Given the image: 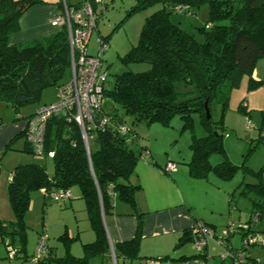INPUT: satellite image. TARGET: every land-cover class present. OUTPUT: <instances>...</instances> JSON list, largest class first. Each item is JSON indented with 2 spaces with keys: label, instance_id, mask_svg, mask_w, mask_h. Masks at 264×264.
<instances>
[{
  "label": "trees",
  "instance_id": "trees-1",
  "mask_svg": "<svg viewBox=\"0 0 264 264\" xmlns=\"http://www.w3.org/2000/svg\"><path fill=\"white\" fill-rule=\"evenodd\" d=\"M157 1H161L163 7L146 17L138 43L122 57L125 62H146L150 67L139 72L119 73L111 87L105 85L100 114L108 116L110 122L95 131L97 148L90 146V151L87 150L75 121L55 116L48 121L45 136V155L54 152L53 174L37 162L19 164L12 173L9 198L18 219L8 224L0 221L2 237L19 235L27 242L24 216L30 209L33 190L42 188L45 200L49 201L53 200V189L74 186L81 189L96 235L93 242L84 244L82 256L73 255L69 247L65 255L57 257L48 243L45 257L37 264H88L91 255L108 251L110 241L104 216L113 212L116 196L133 206L139 221L135 236L115 244V253L129 258L137 256L143 213L137 210L136 194L141 185L132 183L130 178L137 162L144 157L145 149L134 148L138 138L129 125L126 133L118 129L119 123H127L126 116H130L133 123L168 124L178 114L188 125L191 114L199 112L208 134L192 141V158L188 163L191 175L207 178L214 172L221 179H228L238 169L226 155L219 164L210 162L212 153L225 154L223 139L227 133L224 124L221 132L215 129L212 117H207L205 103L208 101L210 109L211 101L216 100L226 110L232 89L239 84L242 74L252 75L258 59L264 56V0H137L126 17ZM39 2L41 0H0V100L17 112L21 106L38 101L44 89L66 82L61 80L68 71L71 73V49L65 27L33 44L10 43L11 33L18 28L19 17ZM204 2L209 4V19L200 28L205 39L199 41L172 22L170 12L178 5H188L189 10L184 12H190L193 5ZM107 38L109 36L105 37L108 41ZM177 80L196 87L198 93L177 92L174 86ZM251 81L256 83L252 77ZM105 101L111 106L106 107ZM25 134L26 129L18 135ZM13 141L14 138L6 149L12 147ZM1 157L2 154L0 162ZM246 171L251 172L247 168ZM253 173L258 182L243 183L241 194L252 201V215L260 213L261 218L264 214V179L260 173ZM43 232L46 231H41L39 236ZM60 238L66 239L71 246L68 239L72 237L67 232ZM184 239L181 237L178 244ZM188 239L192 240V228ZM7 245L11 257L20 251L11 247V242ZM199 253L205 254V251ZM33 255H27V258L31 260Z\"/></svg>",
  "mask_w": 264,
  "mask_h": 264
},
{
  "label": "rangeland",
  "instance_id": "rangeland-1",
  "mask_svg": "<svg viewBox=\"0 0 264 264\" xmlns=\"http://www.w3.org/2000/svg\"><path fill=\"white\" fill-rule=\"evenodd\" d=\"M136 4L137 0H108L105 9L102 7L98 9V26L91 36L88 48L91 53H96L99 35L109 36L107 39L110 46L103 54V69H107L109 72L106 82L108 87L113 85L115 77L119 73L124 71L139 72L150 67L146 62H125L122 57L132 45L138 43L146 17L162 8L163 3L157 1L126 17L127 11ZM208 19V2L198 6L193 5L190 12L176 9H172L170 12V20L194 35L199 41L205 39V34L200 28L208 23ZM251 77L256 80V83L251 81ZM69 78L70 72L68 71L61 81H66ZM174 86L176 91L182 94L196 95L198 93L196 87L186 85L182 80H177ZM57 98L58 85H54L44 89L38 101L21 106L18 112L7 102L0 100V121L3 125L23 121L22 116L26 117L35 113L41 106L52 103ZM105 105L110 107L111 103L105 101ZM210 113L215 129L221 132L224 124L227 133L223 139L225 154L212 153L209 157L210 162L213 165L219 164L226 155L234 165L238 166V169L228 179H218L219 177L211 172L207 181L212 182L215 179V182L221 184L220 190L228 189L226 190L227 198L231 200L226 215H222L224 217L221 219L231 217L235 223L248 222L252 217L253 203L241 194L242 184L258 182V177L253 172L260 173L264 179V56L258 59L252 75L242 74L239 84L232 89L227 109L224 110L221 103L213 100L210 103ZM221 119L223 122H220ZM125 120L137 134L138 140L148 143L150 149H153L154 153L156 152L161 157H171L176 164L183 163L185 161L183 157H190L191 160L192 141L196 137L208 134L199 112L191 114L188 125H186L185 119L178 114L174 115L168 124L161 122L148 124L145 121L133 123L130 116H126ZM16 136L12 147L6 149V144L0 152V155L2 154L0 162V221L5 224L18 219L12 208L8 190L10 176L15 167L19 164L38 161L45 164L48 171L53 173L55 170L52 156L36 155L31 151L32 146L23 135ZM89 141L91 148L95 149L98 145L96 136L91 137ZM246 168L251 172H247ZM196 188L199 190H197L198 195L201 196L200 193L203 192V189L200 185ZM65 200L46 201L42 188L33 190L31 207L24 216L27 242H23L19 235L2 237L0 234V264H37L29 260L27 255L30 256L35 252L37 234L44 230L48 232L49 243L61 255L66 254L70 246L66 239L60 238V236L70 228L74 229L75 238L68 240L71 241L73 248L77 245L80 246L81 243H78V238H76L77 227L79 223L83 227V221L78 215L79 211L74 210L70 205L65 206ZM201 201L200 198L197 200L198 203ZM251 223H253L254 231L260 237V242L264 241V214L256 222L252 220ZM220 229L222 231L221 227ZM233 238L235 242L242 243L240 234H234ZM8 242H11V247L20 250L15 256H9ZM187 246L191 251H194L192 243H187Z\"/></svg>",
  "mask_w": 264,
  "mask_h": 264
},
{
  "label": "crops",
  "instance_id": "crops-1",
  "mask_svg": "<svg viewBox=\"0 0 264 264\" xmlns=\"http://www.w3.org/2000/svg\"><path fill=\"white\" fill-rule=\"evenodd\" d=\"M81 2L82 0H41L32 5L19 17L18 28L11 33L10 43L24 46L48 38L60 30L53 24L52 19L64 10L65 4L73 6L80 5ZM107 4L108 0H105L104 4H99L96 8L98 10L99 7H106ZM21 119L23 121L8 125H3L0 121V152L11 139L26 129L28 117L22 116ZM134 148L145 149L144 157L137 162L130 178L132 183L141 185V189L136 194L137 210L143 213L142 237L138 254L129 258L115 253V244L135 236L139 221L133 206L116 196L113 212L104 216L110 241L109 250L103 254L91 255L88 264H143L148 259L154 260L156 264H235L231 258H221L220 255L224 249L217 243L215 236L208 238L205 254H200L193 247L194 251H191L187 246V243H192L188 239L189 230L199 220L210 225L216 234H220V227L223 229L230 222L235 223L231 217L221 219L224 217L222 215H226L231 200L227 198L226 190L228 189L220 190L221 184L215 182V179L209 182L208 177L199 178L191 175L188 165L190 157H183L185 160L183 163L178 162L175 169L168 170V162H175L171 157H161L150 149L148 143L138 139L135 141ZM45 167L48 171L46 165ZM48 173L53 174L51 171ZM11 177L12 174L10 179ZM198 185L203 189L200 193L202 197L197 193ZM71 193H73L72 197L65 200L64 204L79 211L78 215L83 221V227L81 223L77 227L76 238H78L77 242L81 243L80 246L73 248L71 245L70 252L75 256H82L84 244L93 242L96 235L81 189L74 186L71 188ZM199 198L202 201L198 203ZM67 234L73 238L74 229H68ZM183 236L185 239L178 244ZM49 244L57 257L63 256L51 243ZM230 245L238 248L241 243L235 242L231 236ZM250 254L259 261V264H264V244L252 246Z\"/></svg>",
  "mask_w": 264,
  "mask_h": 264
},
{
  "label": "built area",
  "instance_id": "built-area-1",
  "mask_svg": "<svg viewBox=\"0 0 264 264\" xmlns=\"http://www.w3.org/2000/svg\"><path fill=\"white\" fill-rule=\"evenodd\" d=\"M105 0H82L80 5L69 6L65 4L64 10L57 14L52 22L60 29L65 27L68 32L71 49V73L70 78L58 87L56 101L41 106L36 113L29 117L26 126V139L33 146L36 155H45V136L48 121L55 116H65L68 121H75L82 132L87 150L90 151V138L95 136V131L104 128L109 122L108 116L100 114L104 102V89L109 72L103 69V54L109 48V42L104 36L98 37V50L91 53L88 46L94 30L98 26L99 4ZM96 4V5H95ZM95 5V6H94ZM106 8V7H102ZM176 10L187 11L188 5H178ZM121 133L129 131L125 122L118 125ZM50 156L54 152H49ZM175 162H168L167 169L173 170ZM72 197L71 189H53L51 198L56 201ZM260 219V213L252 215L249 222H230L220 234L203 220L197 221L192 227V244L197 252H204L208 245V238L215 236L217 243L223 247L221 258H231L235 264H259L256 258L250 254L252 246L264 244L260 242L259 235L254 231L253 222ZM242 235V243L238 248L230 245V238L236 233ZM49 235L43 232L38 239L37 247L31 260L39 263L47 253ZM143 264H156L148 259Z\"/></svg>",
  "mask_w": 264,
  "mask_h": 264
},
{
  "label": "water",
  "instance_id": "water-1",
  "mask_svg": "<svg viewBox=\"0 0 264 264\" xmlns=\"http://www.w3.org/2000/svg\"><path fill=\"white\" fill-rule=\"evenodd\" d=\"M205 108H206L207 117L209 118L211 116V113H210V109H209V106H208V101H206V103H205Z\"/></svg>",
  "mask_w": 264,
  "mask_h": 264
}]
</instances>
